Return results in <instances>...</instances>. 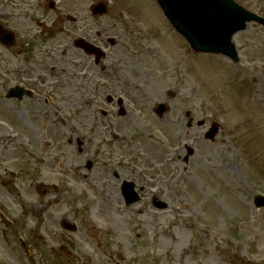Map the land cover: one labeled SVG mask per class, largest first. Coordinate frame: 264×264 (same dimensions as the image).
Masks as SVG:
<instances>
[{
  "label": "rangeland",
  "instance_id": "obj_1",
  "mask_svg": "<svg viewBox=\"0 0 264 264\" xmlns=\"http://www.w3.org/2000/svg\"><path fill=\"white\" fill-rule=\"evenodd\" d=\"M56 1L52 9L50 0H0L1 15L33 17L26 43L53 47V84L64 82L55 88L56 111L42 117L41 133L20 137L26 147L12 140L16 134L4 129L0 116V264H264V207L254 201L264 194V28L249 24L234 36L241 57L236 64L194 53L155 0ZM236 1L264 16V0ZM98 3L108 6L103 16L90 11ZM60 13L78 22H63ZM130 21L139 33L130 32ZM83 24L84 36L109 50L106 75L89 59L91 94L95 80L100 97L87 109L69 66L72 54L85 56L73 46ZM118 75L136 84L132 114L111 110L103 117ZM167 88L176 97L156 92ZM149 95L148 103L140 100ZM160 103L169 107L163 119L150 108ZM188 110L195 119L191 128ZM213 122L220 131L208 141L204 134ZM77 138H85L82 152ZM186 145L194 149L188 161ZM124 180L146 187L131 206L121 194ZM151 191L159 196L155 201ZM109 197L114 206L105 213ZM160 202L165 209L156 206ZM65 220L76 231L64 229Z\"/></svg>",
  "mask_w": 264,
  "mask_h": 264
},
{
  "label": "flooded vegetation",
  "instance_id": "obj_2",
  "mask_svg": "<svg viewBox=\"0 0 264 264\" xmlns=\"http://www.w3.org/2000/svg\"><path fill=\"white\" fill-rule=\"evenodd\" d=\"M0 21L3 22L2 26L5 29L16 32L15 44L9 46V44L3 45L0 43V99L4 105L0 110V115L3 117L8 128H11L13 132L18 134L17 141L23 143L22 145L24 146L25 144L20 137H24V133H32L34 130L37 131L35 133H41L42 117L47 118L50 113L56 111L52 109L53 107H56L55 88L58 89L56 82L53 84L54 76L56 77V57L54 56V50L51 46L39 44L36 41H32L31 45L26 43V40L30 39L29 35L34 31L31 25L34 20L31 15L13 13L0 14ZM87 28L88 24H83L81 27L82 35L80 38H84V34L89 33ZM33 36L35 37V35ZM36 37H38V35ZM53 38V34L50 35L45 39V43L49 44ZM33 40L36 39L34 38ZM77 50L85 56L81 54V56L75 55V57H73L72 54L69 66L72 70L74 69V75L71 73V76H74L73 78L79 86V88L76 89H80V92L86 96L83 106L87 109L89 107V101L94 105L100 97L97 96L99 94V83L92 79L94 81L93 84L96 85V93L91 94L89 84L92 81H90L89 78V59L92 57L78 48ZM94 66L99 67L95 61ZM125 69H128V67ZM105 70L106 68L104 67L102 72ZM151 83L152 82H150V85H152ZM135 85L136 84L132 79H129L126 76L120 78L118 75L112 83L114 95H106L104 91L107 104L112 107V110L116 111L117 114H119L120 108L117 101H114L113 98L117 99L120 96H123L127 101V104L124 105L126 112L125 117L132 114L131 102L134 103V96L132 93L136 90L134 87ZM59 89L61 90L62 88ZM68 90L73 92L75 89L69 86ZM156 92L161 95L163 93V96L169 95L168 91H165L164 89H158ZM89 95H92L95 99H90ZM149 97H151V95L146 96V98L142 97L140 100L148 103ZM67 98L72 99L69 94H67ZM96 106L98 107L99 105L96 104ZM145 107L147 108L148 105ZM103 111L107 114L104 113V115ZM101 113L103 117L109 116V111L107 110H101ZM19 119L22 122H20ZM84 140L85 138H77L75 141L80 152L83 151V146L85 144ZM27 141L30 140L27 138ZM30 142L29 144H31ZM68 142L70 145L74 144L73 136H69ZM86 167L91 170L93 163H86ZM123 170L131 175L134 174L132 168L124 167ZM112 177L119 180L121 175L118 171H114ZM133 182L137 186V183L135 181ZM139 191L141 200L142 193L145 191V186L140 185Z\"/></svg>",
  "mask_w": 264,
  "mask_h": 264
},
{
  "label": "water",
  "instance_id": "obj_3",
  "mask_svg": "<svg viewBox=\"0 0 264 264\" xmlns=\"http://www.w3.org/2000/svg\"><path fill=\"white\" fill-rule=\"evenodd\" d=\"M156 1L173 28L186 39L193 51L225 55L235 62L239 61V57L232 42L233 35L245 30L251 22L264 26V18L246 10L234 0ZM93 12L102 15L106 13V8L97 5L93 7ZM91 52L96 51L92 49ZM160 112H163V106H160ZM217 131V126H214L206 137L213 139ZM126 196L128 204L137 201L131 189H127ZM255 201L258 207L264 206V199L256 198ZM63 226L75 230L67 222Z\"/></svg>",
  "mask_w": 264,
  "mask_h": 264
},
{
  "label": "bare ground",
  "instance_id": "obj_4",
  "mask_svg": "<svg viewBox=\"0 0 264 264\" xmlns=\"http://www.w3.org/2000/svg\"><path fill=\"white\" fill-rule=\"evenodd\" d=\"M172 160H173L172 157H170V158L167 160L166 164H169V165H170V162H173ZM113 203H114V199L109 197V201L106 202V203L104 204V208H103V210L105 211V213H107L108 210L114 206ZM186 208H187V207H186ZM188 209H189V207L187 208V210H188ZM193 225H194V224H192V223L188 224L189 228L192 227ZM181 232H182V230L180 229V233H181ZM174 239H175V237H173V240H174ZM195 256H196V257L198 256V251L195 252Z\"/></svg>",
  "mask_w": 264,
  "mask_h": 264
}]
</instances>
